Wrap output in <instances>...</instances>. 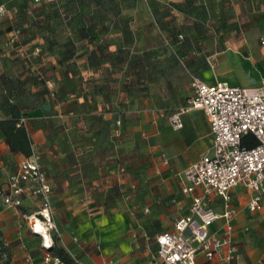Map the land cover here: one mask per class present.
<instances>
[{"label": "crops", "instance_id": "1", "mask_svg": "<svg viewBox=\"0 0 264 264\" xmlns=\"http://www.w3.org/2000/svg\"><path fill=\"white\" fill-rule=\"evenodd\" d=\"M18 1L0 0L4 6L0 12V119L9 117L10 104L20 107L32 150L38 153L51 186V203L77 230L70 236L62 227L61 246L79 264H154L150 254L155 235L171 229L191 203L193 194L181 192L183 171L210 150L212 137L201 109L181 113V128L156 135L167 145V158L154 150L146 172L147 177L153 176L149 184L156 192L147 201L123 198L120 204L107 207L99 197L109 182H121L129 197L135 192L133 183H141L136 179L142 178L144 168L141 128L126 118L156 112L146 107L149 100L162 99L173 110L183 108L191 95L193 73L208 83H263L264 0H75L77 11L67 17L45 12L15 18L12 10ZM59 1L63 0L42 2L58 6ZM97 5L104 6L105 14L95 13ZM70 20L78 21L80 27L67 26ZM16 21L19 26L14 25ZM181 33L187 48L197 46L210 53V65L200 57L186 67L173 56L174 43L168 40ZM23 53L26 60L21 62ZM23 65L30 71L41 68L43 74L37 78L42 77L45 84L16 89L20 76L29 75ZM7 90L11 93L6 94ZM39 116L51 118L39 122ZM117 120L120 127L115 134ZM23 156L10 151L0 133L4 182ZM120 164L126 167L121 174ZM231 194L236 208L233 240L239 248L236 264H264V210L251 213L245 208L249 193L241 186L232 188ZM29 199L35 198L24 197L22 204ZM141 204L143 212L145 207V212L153 211L157 227L163 229L152 242L144 231L137 234L134 230L146 218L141 216L140 221L134 216ZM212 206L221 210L219 198ZM22 214L0 201L2 239L20 242L11 253L10 264H24L19 250L25 245ZM222 224L219 218L209 230L217 231ZM33 258L35 264H42L41 255ZM195 264L219 261L199 254Z\"/></svg>", "mask_w": 264, "mask_h": 264}, {"label": "built area", "instance_id": "2", "mask_svg": "<svg viewBox=\"0 0 264 264\" xmlns=\"http://www.w3.org/2000/svg\"><path fill=\"white\" fill-rule=\"evenodd\" d=\"M3 11L4 6L0 5V12ZM178 38L181 40L182 35ZM260 42L264 43V38ZM190 88L191 95L185 106L172 112L168 122L172 129H179L182 127L181 113L201 109L209 123L211 148L184 169L181 192L193 194L188 212L178 215L171 229L155 235V248L150 257L154 264H195L201 254L206 260L217 258L219 264H236L239 248L233 240L232 220L236 208L232 188L241 186L249 193L245 205L249 212L264 210V82L258 85L208 83L192 74ZM20 121L24 122V118ZM119 127L117 120L115 134ZM247 136L253 137L256 143L246 147ZM50 194L51 186L34 150L23 156L15 171L0 184L3 205L19 209L24 197L36 198L42 204L39 213L48 220ZM215 198H219L220 211L212 206ZM219 218L223 220L222 226L211 232L209 227ZM49 242L50 246H44L43 242L41 263L67 264L51 251L53 241L50 237ZM23 260L24 264H35L28 253Z\"/></svg>", "mask_w": 264, "mask_h": 264}, {"label": "rangeland", "instance_id": "3", "mask_svg": "<svg viewBox=\"0 0 264 264\" xmlns=\"http://www.w3.org/2000/svg\"><path fill=\"white\" fill-rule=\"evenodd\" d=\"M43 0H19L17 2V5H15V8L13 7V14L15 15V18L18 16H22V15H26L29 13H45V12H49V13H55L56 12L58 14H60L61 16H68L71 14H74V12L77 11V5L74 3L75 0H63L62 2H58V6L56 5L57 3H46V2H42ZM42 2V3H41ZM96 14H105L104 12V6H96V8L94 9ZM23 17H20V19L22 20ZM78 21L74 20H70L67 21V26L69 27H76L79 28V24H77ZM19 26L18 22H14V25ZM23 25V24H22ZM73 25V26H72ZM23 31L26 30V27L21 26V28H19ZM182 35V39L179 42H173L174 44H172L173 49H174V57L177 58V60H180L183 65H185L186 67L189 66V63H191V60H195L196 58H200L203 57L205 58V62L210 65L211 61H210V53L207 54L205 52H202V50H200V47L194 46L195 50H190L189 48H187V41L185 39V36L181 33ZM264 38V36L260 37V41L261 39ZM168 39V38H167ZM162 41L164 42L165 39L162 38ZM182 49V50H181ZM184 50V51H183ZM24 54V53H23ZM25 54L24 55H20L21 62L25 61ZM24 68H22V70L24 69L27 70L29 75H24V76H20L21 79L20 82H18V84H15V88L16 89H20L22 91V88L24 86H26V84L30 85L32 83H36L37 85H41L42 83L45 84V81L43 80L42 77L37 78V75L40 76V74H43V70L41 68L38 69H34L33 71H30V68L27 67V65H23ZM148 70V69H147ZM193 73V72H192ZM19 74V73H18ZM21 74H24V72L22 71ZM31 74V75H30ZM195 74V73H193ZM192 75V74H191ZM197 75V74H195ZM199 77V76H198ZM17 82V81H16ZM12 85V84H11ZM161 89L163 90V92H165V88L161 87ZM161 90V92H162ZM16 92V91H15ZM159 92V91H158ZM10 94V90H7L6 94ZM23 93V92H22ZM146 107H150L151 109H155L156 112H144L141 115L132 117V114H130L129 117L126 118V120L128 121V123L131 124H137L140 126L141 128V137L143 139V149L141 150V154L140 156L142 157V162L144 164V168H143V172L141 173V177H137L136 179L141 180L140 185L137 186V183H133V188H131V190H133L134 195L129 197V194H127L128 192L126 191V188L122 186L121 182L116 181V179L112 180L111 182H109L108 186H106L105 191L101 194L100 198V202L103 203V205H118L123 201V198H130V199H134V201H136L139 199H144L145 201H147V198L152 197V194H154L156 191L153 188V186L151 184H149V181L151 182V180L153 179L152 175H149L148 177L146 176V172L149 168H151L152 166V152L157 151L158 155L160 154V157L162 158H167L164 154V148L167 147V145H165V141L164 139L161 138V141L159 142V137H156V135L163 133L167 135L168 132H170L171 130V126L168 122V116L176 111L173 110L172 107H170L169 103H166L165 101L161 100H149L147 102H145ZM51 117L49 116H39V118L37 119L39 122L40 120L46 121L47 119H50ZM186 119V117H185ZM46 123V122H45ZM172 131V130H171ZM178 132V131H177ZM143 133V134H142ZM174 133H176V131H174ZM49 133H46V135H48ZM53 142H56V138L53 135ZM161 143V144H160ZM41 156V155H40ZM119 159L120 162H123L122 160V156L119 155L117 157ZM1 161H5L4 159L1 158ZM190 162V161H189ZM188 162V163H189ZM5 163V162H4ZM7 163V162H6ZM187 163V164H188ZM184 166H179V169L184 168ZM121 168H123V171L121 172ZM117 169L119 171V173H123L126 171V167H124L123 165L121 166L118 165ZM121 176V175H120ZM150 176L152 178H150ZM147 178V179H146ZM150 178V179H149ZM143 180V181H142ZM3 177L0 175V184H3ZM119 183V184H118ZM126 193V194H125ZM132 193V192H131ZM140 193L142 194L141 196H137V194ZM123 194L125 196H123ZM146 203V202H145ZM51 212L49 214V220L45 219L43 217V215H41L39 213V211H41L42 208V204L40 203V201L38 199H33V200H27L24 202V204L21 205V207L18 209V211L20 210V212H22V216H21V221L23 222V229L21 230L22 233V237H23V243L25 244L23 249H19L20 250V255L23 256L26 253L30 254L32 257H39L44 249L43 246V242H44V238L43 236L38 233L35 232L34 227H32L35 224V220H40L43 225L45 226L46 230H47V234L50 235L48 236V238L50 237L52 241H54L55 238H57L56 242L58 244L61 245L60 242L61 238H62V227L66 228L69 232V235L73 236V232L77 233V230L75 228V226H73V224L69 221L68 217L66 216V214H64L62 211L60 210H56L53 207V204L51 203ZM142 204L140 205V207H138V212H136L134 214L135 217H140L137 218L138 220L141 221V219H143V217L141 216H146L145 220L140 222L138 227H136L135 232L137 234L141 233L142 231H144L147 236H149V242H152L153 237L155 235V233H157L158 231L163 230L162 228L157 227V221L155 220V217L153 215V211L150 209V211L145 212L147 209V207H145L144 212L142 209ZM107 211V209H106ZM111 213H106L107 216L111 217L110 215ZM150 221V225H148V222ZM34 223V224H32ZM18 243H20L19 241H9L7 242V245L9 247V251H11V253L13 254L15 250H17V245ZM85 249L82 250V252ZM96 252V249L92 250V253ZM86 263L91 264L90 262L86 261Z\"/></svg>", "mask_w": 264, "mask_h": 264}, {"label": "trees", "instance_id": "4", "mask_svg": "<svg viewBox=\"0 0 264 264\" xmlns=\"http://www.w3.org/2000/svg\"><path fill=\"white\" fill-rule=\"evenodd\" d=\"M18 32V31H17ZM176 34L174 38L169 39L168 42L173 43L181 41ZM9 117L0 119V133L4 136V141L8 145L10 151L20 153L28 156L32 152L31 139L27 133L24 122H21V110L17 104L9 105ZM256 143L255 139L247 136L244 141L246 147H250ZM54 239L51 246V251L61 257L67 264H79L71 255L56 242ZM0 259L2 264H10L11 252L7 242L2 239V232L0 229Z\"/></svg>", "mask_w": 264, "mask_h": 264}, {"label": "bare ground", "instance_id": "5", "mask_svg": "<svg viewBox=\"0 0 264 264\" xmlns=\"http://www.w3.org/2000/svg\"><path fill=\"white\" fill-rule=\"evenodd\" d=\"M37 219L34 221L35 222L34 230H35V232H38L43 236L44 246H50V242H49V238H48L49 235L47 234V230H46L45 226L43 225V223ZM32 224H34V223H32Z\"/></svg>", "mask_w": 264, "mask_h": 264}]
</instances>
